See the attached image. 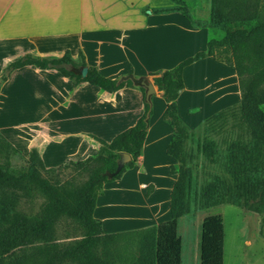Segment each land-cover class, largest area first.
Segmentation results:
<instances>
[{
  "label": "crops",
  "instance_id": "1",
  "mask_svg": "<svg viewBox=\"0 0 264 264\" xmlns=\"http://www.w3.org/2000/svg\"><path fill=\"white\" fill-rule=\"evenodd\" d=\"M183 1L192 14L201 15L199 10L207 11V6L210 9L211 0H195L192 6L189 0ZM171 5L170 0H0V75L10 64L11 56L34 52L45 55L54 49L53 52L68 50L76 59L80 51L87 66L108 78L130 77L134 83L145 80L154 88L149 101L155 99L161 103L155 122L149 119L144 144L129 170L136 174L160 172L157 160L165 157L167 185L157 183L156 197L152 198L156 211L148 210V215L139 218L135 213L142 203H130L118 197V201L103 199L100 203L106 186L114 182L119 185L125 179L108 183L94 210V217L101 222L105 234L152 225L145 224V216L151 222L156 221L155 226L170 219L169 196L176 177L169 172L175 160L167 155L166 148L173 135L163 120L166 103L153 85V77L204 51L214 30L207 26L208 22L194 27L178 13H154ZM200 64L223 69L225 65L212 57L200 59L183 70V82L186 73ZM229 68L233 71L230 83H223L222 78L216 80L222 83L217 89L205 86L213 102L232 100L236 74L233 67ZM184 93L186 82L176 99L177 113L182 120L185 112L182 113L180 101ZM143 113L142 94L137 88L107 93L88 83L75 84L53 69L41 70L34 66L10 69L0 83V163L19 168L13 166V159L19 154L28 159L31 150L38 153L45 169L83 161L98 152L99 143L92 136L102 139L99 134L103 132L108 139L102 140L110 142L134 126ZM203 121L200 119L192 128ZM98 124L104 128H98ZM136 183L140 186V182ZM134 184L131 181L129 190L136 187ZM160 189L165 191L164 201L159 196ZM131 204L136 207L131 211L118 209ZM130 219L133 224L127 225ZM122 221L128 223L122 224Z\"/></svg>",
  "mask_w": 264,
  "mask_h": 264
},
{
  "label": "trees",
  "instance_id": "2",
  "mask_svg": "<svg viewBox=\"0 0 264 264\" xmlns=\"http://www.w3.org/2000/svg\"><path fill=\"white\" fill-rule=\"evenodd\" d=\"M170 2V8L156 10L154 13H178L187 18L192 26H204L193 20L183 0ZM258 9L259 0H211L207 26L222 32V37L210 38L204 51L187 57L174 68L153 77L152 83L162 93L166 103L163 120L172 129L173 136L166 153L178 163L179 169L177 172L170 169L171 174L176 175L169 196L170 219L156 227L155 243L143 255L142 264H181V240L177 226L178 219L187 213L185 191L192 182L191 171L181 154L183 142L188 138V129L179 118L176 106L178 94L184 88L183 70L207 57L233 67L240 85H243V79L249 78L242 97V106L251 105L256 91L264 86V23L249 29L232 30L228 25L255 22ZM25 66H34L41 70L53 69L75 84L88 83L107 93L123 88H137L142 94L144 113L134 126L125 129L110 142L92 136L99 143L96 156L73 163L87 173V178L79 186L59 185L44 177L42 172L45 167L35 150L29 152L25 165L19 168L0 163V190L38 193L46 200L37 214L21 219L0 235V264H117L116 257L108 250L109 245L99 249L103 231L101 222L94 217V210L98 198L103 195L104 185L119 180L127 170L132 169L140 154L152 111L150 103L145 99L146 88L136 85L130 77L118 80L102 75L96 68L87 66L80 51L76 59L66 50L56 57L24 55L9 64L10 69ZM83 69L86 71L84 76L81 74ZM219 115L221 113L213 117ZM202 149L205 151L208 146L204 144ZM229 150L233 152L236 149L231 145ZM122 156L128 160L122 162ZM263 163L264 160L245 162L240 173L252 171L251 175L254 172L264 178V168L258 169ZM234 173L232 170L229 174ZM252 180L250 176L242 177L240 189H225V192L230 193L227 197L218 192L220 189H214L209 200L243 207L261 215L259 233L264 238V184L257 185L252 190L250 185H246ZM256 194L257 200L254 204L247 201L240 203L241 196ZM61 218L80 225L84 230L82 237L66 245L47 243ZM106 237L111 242L116 235L109 234ZM223 238L221 216L205 217L201 223L200 264H223ZM39 242H44V245H35Z\"/></svg>",
  "mask_w": 264,
  "mask_h": 264
},
{
  "label": "rangeland",
  "instance_id": "3",
  "mask_svg": "<svg viewBox=\"0 0 264 264\" xmlns=\"http://www.w3.org/2000/svg\"><path fill=\"white\" fill-rule=\"evenodd\" d=\"M189 2L191 6L196 3L195 0H189ZM185 5L188 7L187 4ZM199 11H201V15L190 13L191 17L201 24L207 23L210 9L207 6V11L203 8ZM183 19L188 21L185 17ZM260 23H264V0H259L258 15L255 22L231 23L228 26L231 30L237 28L249 29ZM222 35V32L212 30L210 38L219 39ZM53 50L45 55L42 52L18 54L8 58V61L11 63L24 55L56 57L64 52H53ZM55 50L57 49L55 48ZM229 67L224 65L223 69L222 67L218 68L216 65L200 64L189 70L185 76L186 93L183 94L180 101L182 113L185 112V115L182 117L184 120L179 118L188 129V138L183 142L181 154L186 166L191 171L192 182L185 191L187 213L178 219L177 226L181 240V264H200L201 223L209 215H220L222 218L224 234L223 264H264V238L259 233L261 215L248 211L243 207L209 200L214 189H220L221 191L218 192L225 197L230 194L228 191L225 192V189L229 187L240 189L242 177L250 176L253 178L252 181L246 183V185H250L252 190L257 185L264 184L262 175L254 172L251 175L252 171L240 173L245 162H262L264 160V86L256 91L251 105L246 107L242 106V97L246 91L249 78L243 79V85H240L236 77V90L232 94V100L228 103L226 100L213 102L212 96L208 93L210 90H205L207 84L212 90L220 87L222 83H216V80L221 81L222 78L223 83H230V80H232L230 74L233 71ZM9 70L8 65L0 75V83ZM149 102L152 109L150 118L152 122H155L157 111H161L162 106L155 99ZM152 103L155 104L154 109ZM218 113H221V115L213 117ZM200 119H204V121L193 129L192 126ZM10 123L17 122L10 121ZM98 125V128H104L103 126L100 127V124ZM99 135L104 140L108 139L107 136L103 135V132ZM204 144L208 146L205 151L202 149ZM231 145H234L236 149L233 152L229 150ZM237 148L240 150H237ZM153 152L155 153L156 149ZM164 159L165 157L157 160L160 172L136 174L137 172L129 173V170H127L120 178V180H125L121 181L119 185L114 182L113 185L105 187L104 195L99 199L100 203L103 199L118 201V198H120L122 201L129 200L130 203H142V206L138 207L135 213L139 218L144 217L145 214L148 215V210H152L154 213L156 208L152 205L154 203L152 198L156 197L157 183L163 186L167 185L168 173L164 170L166 166ZM26 160L19 154L13 159L12 164L14 167L24 166ZM171 168L174 172H177L179 169L178 163L175 161L169 169ZM262 168H264V163L258 167V169ZM232 170L235 172L234 175L229 174ZM42 174L54 183L73 187L79 186L87 178V173L71 162L56 168L45 169ZM162 179L163 183L161 182ZM131 181L135 182L134 185L136 186L133 190H129ZM136 181L140 182V186L137 187ZM159 191V196L164 201L166 198L165 191L163 189ZM256 200L257 194L254 196L243 195L240 203L244 204L247 201L249 204H254ZM45 201V198L38 193L0 190V235L21 219L37 214ZM135 208V205L131 204L121 205L118 209L126 212ZM147 217L145 216V220H147L145 224L152 225L142 229L115 233L116 238L111 242L106 237L109 234L103 232L99 249H103L104 245H109L108 250L116 257L117 264H142L143 255L154 245L156 238L157 226L153 225L156 221L151 222V219L148 220ZM131 222L130 219L127 225H132ZM126 223L128 222L122 221V224ZM83 231V228L76 222L61 218L48 237L47 243L70 244L74 240L80 239L84 233ZM35 245H44V242Z\"/></svg>",
  "mask_w": 264,
  "mask_h": 264
},
{
  "label": "water",
  "instance_id": "4",
  "mask_svg": "<svg viewBox=\"0 0 264 264\" xmlns=\"http://www.w3.org/2000/svg\"><path fill=\"white\" fill-rule=\"evenodd\" d=\"M82 76H84L86 74L85 69L82 70L81 72ZM135 83L137 85L143 86L146 88V92H145V99L149 102V96L154 93V88L151 84H147L145 80H137L135 81ZM128 160L127 158H125L124 156H122V162Z\"/></svg>",
  "mask_w": 264,
  "mask_h": 264
}]
</instances>
